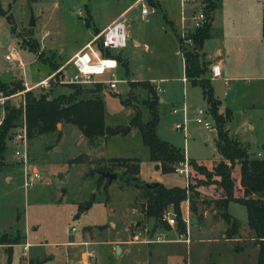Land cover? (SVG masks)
Segmentation results:
<instances>
[{"label":"rangeland","instance_id":"374dc122","mask_svg":"<svg viewBox=\"0 0 264 264\" xmlns=\"http://www.w3.org/2000/svg\"><path fill=\"white\" fill-rule=\"evenodd\" d=\"M154 1L160 8L151 6ZM0 3L6 13L0 14V79L6 83L20 81L24 87L6 95L14 105L24 101L27 92H23L24 83L35 84L52 72L53 64L57 65V70L66 64L97 27L101 28L106 22L123 21L126 45L111 51L118 63L113 76L119 80L116 91L111 92L103 86L96 91L98 87L93 84L71 88L68 84L72 83H62L58 77L57 81L50 79L47 86L31 91L36 95L43 92L50 98L75 91H80L82 98L101 97L106 124L117 129L130 126L127 132L101 137L96 145L68 123H59V139L55 132L26 137L24 143L8 141L0 166V236L5 242L0 245V264H6L7 242L16 236L20 237V242L12 248L10 264H36L34 261L43 255L51 258L41 264H85L86 260L87 264H257L256 243L245 230L243 238L247 239L242 241L225 240L220 236L226 224L212 199L217 193L213 184L198 187L206 192L201 196L205 200L196 203L195 211L189 208L188 213L186 204H180L182 217L186 216L187 220V242H174L170 239L177 234L167 232L163 238L168 241L122 242L123 253L115 254V247L112 251L113 240L130 241L135 231L151 229L152 221L141 217L142 190L123 175V166L114 165L113 172L118 176L111 182L101 178L97 169L112 166L110 158L113 157H137L143 183L153 180L168 186H183L186 181L183 173L157 169L148 159V150L142 144L138 128L129 124L136 109H140L143 121L149 116L144 105L148 91L138 86L142 80H149L156 91L160 89L157 93L163 99L158 105V136L209 169L222 160L215 124L214 130H207L194 121L195 112L199 108L206 109L207 105L200 87L181 81L183 56L171 26L163 17L165 13L178 32L181 29L180 0H0ZM220 3L214 14L213 37L204 42V52L212 63L224 59L230 80L227 95L221 80L214 81L215 95L232 110L230 132L248 145L249 151L256 153L264 142V84L260 80L264 74V42L259 41L255 33L262 17V0H221ZM143 5L149 10L146 17L141 15ZM30 6L34 14L33 27L28 26ZM200 6L196 1L185 6L187 22L197 14ZM11 45L16 46L22 67L5 60ZM98 49L94 45L87 53L91 56ZM64 70L60 74L66 77L70 67ZM183 100L189 121L185 130H177L175 124L182 117L180 113H172V109ZM1 109L0 103V114ZM207 119L211 118L207 116ZM18 131L17 127L12 134ZM15 150L25 152V163L14 154ZM79 156L80 161H71ZM33 166L39 170L40 178L25 189L23 172L30 171ZM178 166V169L185 168V164ZM235 172L238 178V168ZM191 173H196L192 166L189 175ZM99 179L100 184L97 183ZM104 184L107 185L105 189ZM171 210L173 212V208ZM228 211L239 220L242 229L247 225L245 206L230 202ZM26 241L30 246L24 249ZM88 251L94 256H88Z\"/></svg>","mask_w":264,"mask_h":264},{"label":"trees","instance_id":"16d2710c","mask_svg":"<svg viewBox=\"0 0 264 264\" xmlns=\"http://www.w3.org/2000/svg\"><path fill=\"white\" fill-rule=\"evenodd\" d=\"M198 2L200 10L205 15V20L198 28L190 31L189 37L192 42L184 43L179 37L173 22L165 13L163 17L171 26L172 31L178 41L179 50L182 53L185 70L184 75L192 85L199 86L202 96L207 104V111L215 124L217 142L222 145L220 153L222 160L214 164L210 169L202 163L187 158L185 152L172 143L161 139L157 134L159 122V95L156 87L151 85L149 80H142L138 86L146 88L148 98L144 99V105L148 110V119L143 121L140 109H136L129 124L137 127L140 132L142 144L147 147L148 159L156 162L162 172L175 171L178 164L187 160L194 172L188 177L185 186H165L159 183L155 188H147L138 177L140 159L137 157H113L110 158L112 166H103L99 171L113 172L114 165L123 166V175L133 181V184L142 190L143 201L140 205L141 217L146 221H152V229L156 227H168V223L163 221V215L172 206L176 220V227L180 234L186 235V223L183 220L180 204L189 202L191 211L196 210V203L204 201L201 198L200 185L214 184L217 190L214 204L220 210V216L226 224L225 238L232 239L240 237V222L228 211V204L236 202L245 206L247 211L248 236L258 245L257 264H264V156H251L246 146L229 135L226 127L232 115V111L226 108L220 113V100L214 95L210 77L207 74V62L202 53L203 42L211 36L212 20L221 0H194ZM151 6L158 5L157 1L151 2ZM160 8V6H159ZM0 14L5 15V9L0 3ZM96 34L100 31L95 29ZM99 43V41H97ZM95 44L104 54L112 55L111 50L102 49L101 44ZM37 46V44H35ZM30 47L34 48V44ZM40 59L42 57L40 56ZM119 60H121L119 56ZM118 60V61H119ZM123 62V61H122ZM128 65V63L126 64ZM57 70V65L53 64L52 74ZM62 71L56 72L60 77ZM48 74V76L50 75ZM22 81V80H21ZM71 88L80 84H68ZM100 91L101 83L94 84ZM82 86V85H81ZM84 86V85H83ZM20 81H10L6 83L0 79V91L10 95L23 89ZM78 92L61 93L50 98L41 92L38 95L31 90L25 93L24 103L11 104L9 100L4 104L5 117L0 125V166L3 164L4 153L7 143L13 130L23 124L26 127L28 139L42 135L57 133V123L72 124L79 129L82 135L90 143L96 145L101 137L111 136L119 132L117 127L106 124L105 104L101 97H79ZM264 149V146H263ZM81 157H75L71 161H80ZM238 168V178L236 170ZM196 174V175H195ZM202 176L198 178L197 176ZM101 177V176H100ZM198 180H197V178ZM102 178V177H101ZM119 178H122L119 176ZM126 179V178H125ZM100 179L97 183L100 184ZM107 185L104 184L105 189ZM202 219V215H198ZM20 242V237L16 236L11 242H7L6 264L11 263L12 248ZM5 242L0 236V244Z\"/></svg>","mask_w":264,"mask_h":264},{"label":"built area","instance_id":"2783aa9c","mask_svg":"<svg viewBox=\"0 0 264 264\" xmlns=\"http://www.w3.org/2000/svg\"><path fill=\"white\" fill-rule=\"evenodd\" d=\"M143 1V0H141ZM191 1L194 0H180V6H181V29L178 31L179 37L183 40L184 43H191L192 40L189 37L190 31H193L194 29L201 26L203 21L205 20L204 13L199 9L197 14L192 15L190 17L189 22H187V18L184 15V8L187 4H189ZM149 14V10L145 7V5L141 8V15L143 17H146ZM126 26L125 23L121 20H115L107 24L99 33V35L95 39H99V42L101 44L102 49L106 50L109 49L111 51H117L118 49L124 47L126 45ZM95 44L88 43L84 48L78 50L75 52L64 64L62 67L58 68L53 74L49 75L45 79L39 81L38 83H35L34 85H25V89L23 92L31 90L33 88H36L38 86L45 87L47 86L48 80L54 79L56 80V72L58 71H64L65 68L68 66L71 68L70 74H68L65 77L63 75L60 76V82L62 83H75L80 85L85 84H96L101 83L104 88H107L109 91L114 92L117 90V83L119 80L114 78V70L117 69L118 63L117 60L108 54H104L101 49L99 48L94 52L91 56L87 53L88 49H91L94 47ZM180 51V50H179ZM101 53V54H98ZM181 53V52H180ZM182 54V53H181ZM5 60L9 62L12 65H17L18 67H22V62L18 59L17 52H16V46L11 45L8 49V52L4 56ZM184 63V62H183ZM211 71V78L219 77L220 76V70L219 65L217 63H213L210 66ZM63 74V73H62ZM103 75H110L107 79H98L96 78L101 77ZM183 80H186L185 75L183 76ZM225 84V90H227L229 82L228 80L224 81ZM157 90H160L157 88ZM22 92V93H23ZM226 93V91H225ZM9 97L5 96L2 91H0V103L2 104L1 114H0V125L5 117V109H4V100H7ZM24 103V101L22 102ZM183 113V119L182 121L175 124V129L177 130H185L186 125L189 121L188 117L186 116V106L183 104L182 108ZM173 112H176L177 109H173ZM195 119L194 121L197 124H201L205 129L207 130H214V124L211 120L207 119V110L203 108H199L195 112ZM19 131L16 134H12L9 138V141L13 144L25 142L26 140V127L25 124L18 127ZM14 154L24 160V163L26 162V155L24 151L15 150ZM180 164H185L184 169H178L179 166L175 168V171H178L180 174H184L186 177L185 185L188 182L189 177V168L190 165L185 160L184 162ZM40 178V172L37 169V167L33 166L30 171L24 170L23 172V186L25 189H28L32 187L36 180ZM163 221H166L168 225L175 226L176 220L174 213L172 211H166L162 218ZM185 223L187 222L186 219L183 218ZM72 230H75L73 227ZM156 237H152V235H155V232L152 231V229H144V230H137L135 231L130 238L131 242L136 243H154V242H162V241H168V239H164L163 236H165L161 232H156ZM29 246V243L24 244V249H27ZM87 255L90 257H93L92 251H88Z\"/></svg>","mask_w":264,"mask_h":264},{"label":"crops","instance_id":"0c3cea01","mask_svg":"<svg viewBox=\"0 0 264 264\" xmlns=\"http://www.w3.org/2000/svg\"><path fill=\"white\" fill-rule=\"evenodd\" d=\"M262 17L260 18V20L257 22V25H256V30H255V33L257 34V36H258V40L259 41H263L264 42V0H262ZM220 6H221V3H220V5H219V7L216 9V11L220 8ZM180 8H181V6H180ZM215 14V13H214ZM213 21H214V16H213V20H212V26H213ZM107 24H109V23H105L101 28H99V27H97L96 29L97 30H99V31H101ZM173 25H174V23H173ZM176 29V28H175ZM177 31V30H176ZM212 32H213V28H211V36L209 37V38H207V39H205L204 40V42L206 41V40H208V39H210V38H212L213 37V34H212ZM99 35V33L98 34H96V32L94 31L93 32V35L88 39V40H86L83 44H82V46L79 48V50L80 49H82V48H84L88 43H93V44H96V37ZM204 42H203V48H202V53L204 54V59L206 58V56H205V52H204ZM136 43V42H135ZM254 45H256V43H254ZM78 51V50H77ZM76 51V52H77ZM75 53V52H74ZM73 53V54H74ZM221 53L222 54H224L225 53V51L224 50H221ZM72 54V55H73ZM71 55V56H72ZM70 56V57H71ZM182 60H183V58H182ZM205 61L207 62V68H208V70H209V72H208V76L210 77V80H211V84H212V86H213V91H214V95H215V83H214V81L215 80H221V81H223V83H224V81L225 80H228V82H230V80H229V76L227 75V72H226V70H225V67H224V65H223V63H224V59H219V60H217L216 62H214V63H217L218 65H219V70H220V76L219 77H215V78H211V71H210V66L213 64L212 63V60H208L207 58L205 59ZM128 62V61H127ZM183 62H184V60H183ZM183 64V66H184V70H185V64L184 63H182ZM70 71H71V68H70ZM46 77H48V75L46 76ZM46 77H44V78H42V79H40L39 81H41V80H43V79H45ZM261 82L264 84V74L261 76ZM39 81H37L36 83H38ZM181 81L183 82V84H185V83H190L188 80H183V77L181 78ZM32 85H34V84H32ZM224 86H225V84H224ZM199 87V86H198ZM158 91V90H157ZM225 91H227V90H225V88H224V94L225 95H227V92L225 93ZM216 96V95H215ZM203 97V96H202ZM217 97V96H216ZM218 98V97H217ZM204 99V98H203ZM219 99V98H218ZM163 99H161V98H159V101H162ZM220 100V99H219ZM221 102V101H220ZM183 104H185V101L183 100L182 101V103L178 106V107H176L177 105H175L174 106V108L173 109H175V107H176V109H177V111L176 112H173L172 111V113H174V114H178V113H180L181 114V117H182V119H183V113H182V110H181V108H182V106H183ZM207 105V104H206ZM226 108H229V109H231L228 105H224L222 102H221V108H220V113H223L224 112V110L226 109ZM263 108H264V106H263ZM172 109V110H173ZM206 110H207V108H206ZM232 111V110H231ZM186 112H187V107H186ZM207 116H209L210 117V115H209V113H208V111H207ZM231 117V116H230ZM211 118V117H210ZM212 122H213V120H212V118L210 119ZM182 121V120H181ZM229 123H230V118H229V120H228V122H227V125H226V127H227V129H228V132H229V135L230 136H232L233 138H236V137H234V135L230 132V127H229ZM249 128H250V126H248ZM237 139V138H236ZM238 140V139H237ZM239 142H241L240 140H238ZM241 143H243V142H241ZM244 144V143H243ZM218 145H219V149H221L222 148V145H220L219 143H218ZM244 146H246L245 144H244ZM248 146V145H247ZM246 146V147H247ZM263 146H264V142H262V144H261V148L256 152V153H254V152H251V151H249L248 150V152L250 153V155L251 156H257L258 154H260V156L261 157H263L264 156V149H263ZM248 149V148H247ZM185 156H186V154H185ZM259 156V157H260ZM187 157V156H186ZM187 158H189V157H187ZM220 161V160H219ZM218 162V161H217ZM217 162H215L214 164H216ZM155 164H156V168L157 169H160L159 168V166H158V164L156 163V162H154ZM213 164V165H214ZM140 163H139V173H138V177H139V179H140ZM202 176L200 175L198 178H201ZM145 182H152L153 180H144ZM186 182V181H185ZM165 186H168V184H164ZM214 185V184H213ZM183 186H185V183H184V185ZM169 187V186H168ZM200 189V192H201V196H202V194H205V192H206V190L204 191L203 189H201V188H199ZM203 190V191H202ZM215 197H217V196H213V198H215ZM182 203H185L186 204V206H187V210H188V213H189V202L188 201H184V202H182ZM172 209V206H169V208H168V210L169 211H172L171 210ZM134 210H137V212L139 213V209L138 208H135ZM133 210V211H134ZM204 213V212H203ZM231 214V213H230ZM205 213H204V217H205ZM184 219H186V216L185 217H183ZM214 220H216V218L214 219ZM139 222H137V224H138ZM187 227V226H186ZM147 229H150V228H147ZM151 229H152V227H151ZM170 229V230H169ZM225 230H226V227L225 226H223L222 227V231L220 232V236L221 237H223L225 240H234L235 242H237V241H242L244 238H243V230H245L244 232L248 235V232H249V229H248V226L246 225V226H244L243 227V229H242V227H241V229H240V237H236V238H232V239H227V238H225ZM152 231H154L155 233L156 232H161V233H163L164 235H167L168 233L167 232H175V234H177L176 236L177 237H174V238H171L170 240H172V241H174V242H178V241H181V242H184V240H185V242H187L188 240H189V238H187V233H186V235L185 236H183V234H180L179 233V230L177 229V227L176 226H172V225H169L167 228H165V227H156L155 229H152ZM133 234V233H132ZM128 235H129V232H128ZM182 237H186V238H182ZM247 239V238H246ZM246 239H244V240H246ZM251 240H252V238H251ZM114 241V243H113V252H114V247L116 248V245H119L120 246V248H121V251H120V254L121 253H123L124 251H125V247H123V245H122V242H125L126 244H133V243H136V242H131V241H128V240H117V238H116V240H113ZM25 243H28L27 241L25 242ZM81 243L82 244H84V242L83 241H81ZM136 244H139V243H136ZM142 244H145V243H142ZM0 245H3V244H0ZM87 245V244H86ZM29 246H30V243H29ZM28 246V247H29ZM256 247H257V249H258V245L256 244L255 245ZM129 249L130 248H127L126 249V251H128L129 252ZM85 258V257H84ZM86 260V259H85ZM34 263H35V261H34ZM28 264V263H27ZM85 264H87V260L85 261Z\"/></svg>","mask_w":264,"mask_h":264},{"label":"water","instance_id":"95a60500","mask_svg":"<svg viewBox=\"0 0 264 264\" xmlns=\"http://www.w3.org/2000/svg\"><path fill=\"white\" fill-rule=\"evenodd\" d=\"M35 24L34 22V14H33V9L30 6L29 7V21H28V26L29 27H33ZM59 126V123H57V127ZM130 126H126V127H121L119 128L120 132H127L129 130ZM99 175L102 178H106L108 182H111L112 180H115L117 178V173L116 172H109V171H99ZM159 182H146L144 183L145 187L147 188H155L156 186H158ZM121 251V248L119 245H116L115 248V254L119 255ZM51 257L47 256V255H43L38 257L35 260L36 264H41L44 263L45 261H47L48 259H50Z\"/></svg>","mask_w":264,"mask_h":264}]
</instances>
